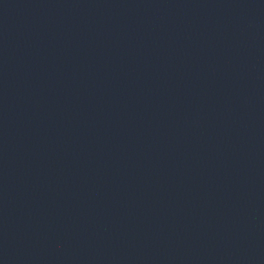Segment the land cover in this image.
Returning a JSON list of instances; mask_svg holds the SVG:
<instances>
[{"label":"water","instance_id":"95a60500","mask_svg":"<svg viewBox=\"0 0 264 264\" xmlns=\"http://www.w3.org/2000/svg\"><path fill=\"white\" fill-rule=\"evenodd\" d=\"M0 264H264V0H136L2 84Z\"/></svg>","mask_w":264,"mask_h":264}]
</instances>
